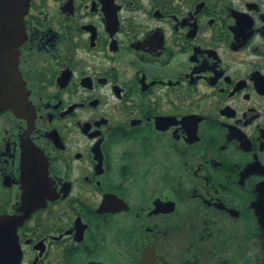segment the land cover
I'll list each match as a JSON object with an SVG mask.
<instances>
[{
    "label": "flooded vegetation",
    "instance_id": "flooded-vegetation-1",
    "mask_svg": "<svg viewBox=\"0 0 264 264\" xmlns=\"http://www.w3.org/2000/svg\"><path fill=\"white\" fill-rule=\"evenodd\" d=\"M18 50L0 264H264V0H30Z\"/></svg>",
    "mask_w": 264,
    "mask_h": 264
},
{
    "label": "water",
    "instance_id": "water-1",
    "mask_svg": "<svg viewBox=\"0 0 264 264\" xmlns=\"http://www.w3.org/2000/svg\"><path fill=\"white\" fill-rule=\"evenodd\" d=\"M30 0H0V112L29 113L28 91L19 72L18 47L24 41V18Z\"/></svg>",
    "mask_w": 264,
    "mask_h": 264
}]
</instances>
